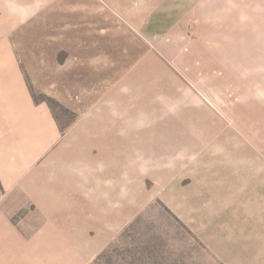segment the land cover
<instances>
[{"label":"rangeland","instance_id":"obj_1","mask_svg":"<svg viewBox=\"0 0 264 264\" xmlns=\"http://www.w3.org/2000/svg\"><path fill=\"white\" fill-rule=\"evenodd\" d=\"M16 35L34 99L103 160L93 168L123 177L122 223L102 243L95 229L90 247L77 243L90 249L81 264H226L181 215L176 193L194 169L231 162L243 174L262 153L264 51L233 80L223 57L185 56L203 42L257 39L263 49L264 0H44Z\"/></svg>","mask_w":264,"mask_h":264},{"label":"crops","instance_id":"obj_2","mask_svg":"<svg viewBox=\"0 0 264 264\" xmlns=\"http://www.w3.org/2000/svg\"><path fill=\"white\" fill-rule=\"evenodd\" d=\"M43 1L0 0V264H81L90 249L81 254L77 243L90 247L92 229L102 243L125 214L123 177L93 168L103 160H93L74 136H66L29 87L15 37ZM262 45L257 39L224 46L203 42L192 45L185 59L221 56L227 76L242 79L237 70L252 68L251 54L264 51ZM199 51L204 54L198 57ZM145 94L132 98L142 101ZM108 143L125 164L109 138ZM261 145L262 153L244 163L243 174L231 162L218 163L220 170L208 175L194 169L193 184L176 193L181 215L226 264H264V141Z\"/></svg>","mask_w":264,"mask_h":264}]
</instances>
